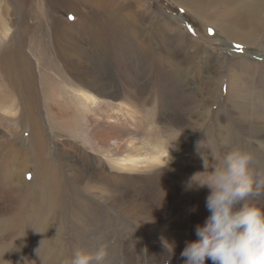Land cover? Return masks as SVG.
Returning a JSON list of instances; mask_svg holds the SVG:
<instances>
[{
	"label": "rangeland",
	"instance_id": "obj_1",
	"mask_svg": "<svg viewBox=\"0 0 264 264\" xmlns=\"http://www.w3.org/2000/svg\"><path fill=\"white\" fill-rule=\"evenodd\" d=\"M48 1L59 19L52 30L72 25L58 43L78 67L69 76L96 100L81 104L72 87L55 96L80 115L75 129L49 127L39 76L25 87L37 113L0 104V264H65L75 249L101 244L104 264H164L170 245L169 264H183L181 251L210 215V189L195 181L234 148L264 174V0ZM249 3L253 21L238 10ZM45 5L0 1V63L15 83L33 68L20 49L35 26L49 27ZM236 16L251 33L229 26ZM31 114L44 119L39 152L28 141ZM153 146L169 152L167 166L148 162ZM144 153L140 167L119 166ZM249 201L264 208V196Z\"/></svg>",
	"mask_w": 264,
	"mask_h": 264
},
{
	"label": "clouds",
	"instance_id": "obj_2",
	"mask_svg": "<svg viewBox=\"0 0 264 264\" xmlns=\"http://www.w3.org/2000/svg\"><path fill=\"white\" fill-rule=\"evenodd\" d=\"M253 159L251 153L234 148L211 172L205 168V179L195 181L210 189L206 197L210 215L196 226L197 239L186 242L181 251L183 264H205L206 258L213 264H264V208L249 201L253 195L264 196V174L251 168ZM168 163L169 159L162 168ZM170 250L164 264H169L174 245ZM105 256L104 244L94 253L77 248L65 264H104Z\"/></svg>",
	"mask_w": 264,
	"mask_h": 264
},
{
	"label": "bare ground",
	"instance_id": "obj_3",
	"mask_svg": "<svg viewBox=\"0 0 264 264\" xmlns=\"http://www.w3.org/2000/svg\"><path fill=\"white\" fill-rule=\"evenodd\" d=\"M0 1H3V0H0ZM7 1L10 2V4L12 6L14 5L13 6L14 8H15V6L19 5V7L17 9H23V6H22L23 0H20L21 1L20 3H18L17 0H13L16 4L13 3L12 0H7ZM39 1H42V0H39ZM134 1L135 2L137 1L136 3L138 5H141V8L147 7L146 2H144V0H134ZM4 2H6V0H4ZM45 2H46L45 6H47L49 8V10L47 9V12H46V8H45V6H43L41 11L44 15H47L49 27L47 28L46 32L42 33L43 30L41 32L35 26L33 28L34 34L32 36H30L31 38L28 41L27 45L24 46V49H22V50L20 49V51H19L20 53L24 54V57L22 55L20 57L24 59V63L26 62V66L33 65V68L23 70L24 71L23 74L20 73V71L15 73L16 83H17V81H19L18 84L21 83L22 86H19V85L17 86V84L15 82H13L12 79H11L12 80L11 81L7 78L8 77L7 74L4 73L5 67L2 68V64L0 63V74H2V77H3V80H2L3 83L0 84V88H1V85L4 86V88H5L4 91L2 93H0V104H2L1 106L8 105L9 108L11 110H14V111L21 109L24 105L28 106L29 108L31 106H33V108H30L31 113H32V110L34 111V113H37V106L33 101L30 100L28 93L25 91V87L31 86L33 84L34 80L37 79L36 77L39 76L38 77V86H39L41 93L43 95V110H45V114L48 115L49 127L50 128H56L58 125L60 126V124L64 123L67 125V127L71 126L70 127L71 129H75L76 127L74 125L78 121V118H76V117H77V115L78 116H80V115L75 110H74V112L71 111V109L67 106V103H66V105L63 103L65 105V106H63L61 101L57 102L55 100V96L56 95L57 96L63 95V91L66 93L67 87H72V89L74 91H76V93H79V92L83 93L84 100L76 97L81 104H84V105L90 104L91 105L96 100V97L91 95V94H87L88 92H85L84 90L82 92L81 91L82 89L78 88V86H77L76 81H78V80H75L69 76L72 72L74 73L75 71H78V67H76V65L70 60V57L68 58L69 52L66 50V48L59 46L58 43L61 39L65 38V35L68 32H70V29L68 27H71L72 25L69 24L68 27L66 25H64L62 29L57 30V33L55 31H53L51 26H54L55 24L59 23L58 22L59 19L57 18V16H55L56 10L52 11L53 6H51L50 2L48 0H45ZM85 2H86V0H85ZM87 2H89V1H87ZM219 2H220V0H219ZM242 5L239 6V8H241V9H238L239 13H243L241 16L242 18L245 17L246 19H249L250 21H253L254 19L257 18V10H256L257 6L254 3H249L247 5H244L243 8H242ZM66 6H67V4H66ZM57 8H59V7H57ZM6 11H7V9H6ZM144 11H145V9H144ZM1 13L3 14V12H1ZM227 13H229V12L227 11ZM51 14H52V16H50ZM237 17L238 16H236V18H234V20L230 22L231 25H229V26H233V27L236 26L237 27L236 30L240 29V32H239L240 34H244V35L247 34L248 35V33H251L253 26L252 25H249L246 27L242 26L243 23L245 22V21H243L244 18L238 19ZM53 18H55V19L52 20ZM77 19H78V21L76 23H77V25L79 24L78 26L81 27L83 25L84 21L80 17ZM80 19H81V22H80L81 24L79 23ZM246 21H248V20H246ZM256 22H258V21L256 20ZM38 23H40V21H38ZM10 31H11V29L6 27V29L3 32V36L5 37V39H6V37L9 38L10 36H12V35H9L11 33ZM58 32L61 33V36L58 35ZM235 34H237V32ZM4 37L1 36V38H4ZM20 43H22V42H20ZM23 44L24 43H22V45ZM13 70H14V68H13ZM70 71H71V73H70ZM77 73L75 74L76 76H77ZM72 77H74V76H72ZM20 88L23 90H21ZM29 118H30V121L32 123V126L30 129L31 130L30 134L28 136V141L31 143V145L33 147L36 146L35 149H36V151H38L40 149L37 148V146H39V144H41V141L44 139V136L40 130V126L43 125L44 119L43 120L40 119L39 116L35 115V114H33V115L31 114L29 116ZM16 121L19 122L20 128H21L22 123H21V116L20 115L17 116ZM67 132H69V131L67 130ZM51 133L53 134V132H51ZM56 134L57 133L55 131V134H54L55 137H56ZM131 147H133V146H131ZM131 147L129 148L130 150H131ZM155 149H154V146H153V148H151L152 153H154V154H152L150 157L147 158L148 162H150L149 160L151 159L153 163H161L162 161H166V160L170 159V155L168 156V152L166 153L165 150L160 151L159 149H157V150H155ZM12 154H14V153H12ZM145 159H146V154L143 157L141 156V158L140 157L137 158V156H136V159H131V158H128V156H125L123 159L120 160L119 166L124 170L129 169V168H133V167H140L145 162ZM131 170H133V169H131Z\"/></svg>",
	"mask_w": 264,
	"mask_h": 264
},
{
	"label": "snow or ice",
	"instance_id": "obj_4",
	"mask_svg": "<svg viewBox=\"0 0 264 264\" xmlns=\"http://www.w3.org/2000/svg\"><path fill=\"white\" fill-rule=\"evenodd\" d=\"M239 47V46H238Z\"/></svg>",
	"mask_w": 264,
	"mask_h": 264
}]
</instances>
